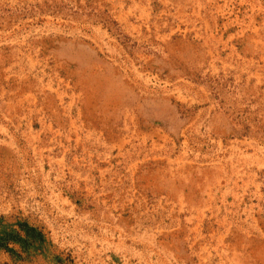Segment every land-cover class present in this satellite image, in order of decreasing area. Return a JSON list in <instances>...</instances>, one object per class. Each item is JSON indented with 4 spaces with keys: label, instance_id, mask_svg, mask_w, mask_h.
<instances>
[{
    "label": "rangeland",
    "instance_id": "obj_1",
    "mask_svg": "<svg viewBox=\"0 0 264 264\" xmlns=\"http://www.w3.org/2000/svg\"><path fill=\"white\" fill-rule=\"evenodd\" d=\"M0 264H264V0H0Z\"/></svg>",
    "mask_w": 264,
    "mask_h": 264
}]
</instances>
